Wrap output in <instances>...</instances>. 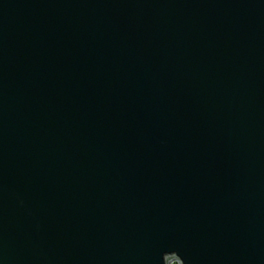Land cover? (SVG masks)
Segmentation results:
<instances>
[{
  "label": "water",
  "instance_id": "water-1",
  "mask_svg": "<svg viewBox=\"0 0 264 264\" xmlns=\"http://www.w3.org/2000/svg\"><path fill=\"white\" fill-rule=\"evenodd\" d=\"M264 264V0H0V264Z\"/></svg>",
  "mask_w": 264,
  "mask_h": 264
},
{
  "label": "built area",
  "instance_id": "built-area-1",
  "mask_svg": "<svg viewBox=\"0 0 264 264\" xmlns=\"http://www.w3.org/2000/svg\"><path fill=\"white\" fill-rule=\"evenodd\" d=\"M172 263L179 264V262H178L177 260H171V261L169 262V264H172Z\"/></svg>",
  "mask_w": 264,
  "mask_h": 264
},
{
  "label": "trees",
  "instance_id": "trees-1",
  "mask_svg": "<svg viewBox=\"0 0 264 264\" xmlns=\"http://www.w3.org/2000/svg\"><path fill=\"white\" fill-rule=\"evenodd\" d=\"M172 264H175V263H172Z\"/></svg>",
  "mask_w": 264,
  "mask_h": 264
}]
</instances>
